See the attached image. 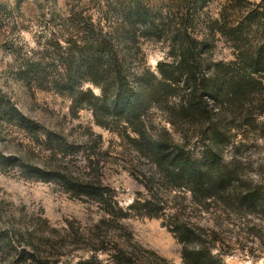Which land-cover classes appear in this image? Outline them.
I'll return each mask as SVG.
<instances>
[{
    "label": "trees",
    "instance_id": "obj_1",
    "mask_svg": "<svg viewBox=\"0 0 264 264\" xmlns=\"http://www.w3.org/2000/svg\"><path fill=\"white\" fill-rule=\"evenodd\" d=\"M204 2L168 0L157 6L151 0H91L70 7L61 15L60 37L51 32L47 45L53 55L25 57L16 69L17 79L31 91L67 96L75 118L91 111L97 126L127 141L146 162L149 173L142 174L143 180L134 175L145 194L128 211L103 181L80 177L67 166L79 151L62 135L52 133L55 139L49 136L46 142L56 167L31 166L26 156L0 151V173L18 169L24 179L56 184L75 199L95 203L107 216L101 225L121 227L119 221L130 214L161 220L181 244L184 264H225L220 226L211 219L201 224L197 216L223 205L246 209L264 222V186L246 183L225 159L240 131L256 127L264 115V0H229L216 19L201 14ZM151 40L169 49L170 61L160 62L156 72L139 58L142 42ZM221 40L234 52L231 62L214 61ZM0 125L38 135L32 121L2 94ZM171 194L175 203L165 197ZM3 219L0 256L9 259L2 264H43L33 228ZM66 243L61 241L57 250L51 246L55 264L65 256ZM94 243L83 264H102V254L113 264H171L139 245Z\"/></svg>",
    "mask_w": 264,
    "mask_h": 264
},
{
    "label": "rangeland",
    "instance_id": "obj_2",
    "mask_svg": "<svg viewBox=\"0 0 264 264\" xmlns=\"http://www.w3.org/2000/svg\"><path fill=\"white\" fill-rule=\"evenodd\" d=\"M90 1L0 0V94L32 121L38 134L28 135L12 126L0 125V151L9 156H26L31 166L48 168L54 164L56 167L51 161L52 156L45 151L46 142L49 136L55 139L52 133L62 135L69 146H76L72 147L73 151H79L67 159V166L80 177L90 175L95 182L103 181L116 192L119 206L128 211L139 194H145L140 180H143L142 174L149 173L146 162L127 141L97 126L91 111L84 110L75 118L67 96L52 91H31L15 75L25 57L42 60L53 55V49L47 44L53 39L51 32H57L59 38V32L64 30L62 13ZM151 1L161 6L168 0ZM228 1L205 0L201 14L207 13L216 19ZM250 1L259 3L262 0ZM168 52L165 43L143 41L139 58L156 72L160 62L170 61ZM232 60L233 50L221 40L216 44L214 61L228 63ZM88 88L100 94L96 87L87 85ZM161 116L155 113L158 120ZM256 124V127L249 126L242 133L240 131L225 159L236 165L246 183L264 186V115ZM100 135L102 140L98 138ZM134 175L141 177L140 180L137 181ZM22 176L18 169L0 173V216L4 218L3 222L13 219L19 226L33 228L36 252L43 264L56 263V250L61 241H67V247L61 250L65 256L59 264H83L90 259L89 250L95 246L94 242L99 246L105 242L107 248L119 243L132 249L135 244L155 252L171 264H184L181 244L161 220L130 214L119 221L121 227L116 223L101 225L107 216L95 203L75 199L56 184L27 180ZM165 197L176 202L174 194ZM197 217L201 224H208L211 219L216 228L220 226L219 230L226 238L224 245H220L225 264H264V222L261 217L249 215L246 209L223 205L214 206L210 215L199 213ZM51 246H56V250ZM5 259L9 257L0 256V264ZM99 259L102 264H113L108 255H99Z\"/></svg>",
    "mask_w": 264,
    "mask_h": 264
}]
</instances>
